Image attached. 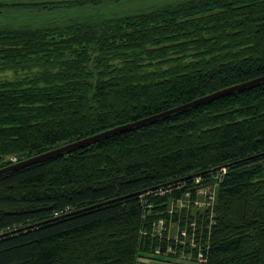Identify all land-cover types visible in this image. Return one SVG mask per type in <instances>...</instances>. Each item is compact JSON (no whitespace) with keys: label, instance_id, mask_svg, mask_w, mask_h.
<instances>
[{"label":"trees","instance_id":"trees-1","mask_svg":"<svg viewBox=\"0 0 264 264\" xmlns=\"http://www.w3.org/2000/svg\"><path fill=\"white\" fill-rule=\"evenodd\" d=\"M157 1L0 0V168L264 76V0ZM3 233L0 264H264V81L0 174Z\"/></svg>","mask_w":264,"mask_h":264},{"label":"water","instance_id":"water-1","mask_svg":"<svg viewBox=\"0 0 264 264\" xmlns=\"http://www.w3.org/2000/svg\"><path fill=\"white\" fill-rule=\"evenodd\" d=\"M261 81H264V76L263 77H259V78L254 79V80H251V81H248L246 83L233 85V86H230V87L215 91V92H213L211 94H208L206 96L198 98V99H196V100H194L192 102H189L187 104L178 106V107L173 108L171 110H168L166 112H162V113H159L157 115H154V116H151V117H147L145 119H142V120H139V121H135V122H132V123L120 125V126L112 128V129H108L106 131L100 132L98 134H95V135H92V136H89V137H85V138L76 140L74 142L66 143V144H64V145H62L60 147L48 150V151H46L44 153H41V154L33 155L31 157H28L27 159H24V160H21L19 162H16V163L7 165V166H5L3 168H0V174L6 173V172H9V171H13V170H17L19 168H23V167H26L28 165H31V164H34V163H37V162L45 161L47 159H50V158H53L55 156L61 155V154L65 153V152H71V151H73L76 148H80V147H83V146L88 145L90 143H94V142L98 141L99 139H101L103 137H107V136H109L111 134L123 132V131H126L127 129H130L132 127L143 125V124H145V123H147L149 121L156 120V119H158L160 117H163V116H167V115L172 114V113H174L176 111H179V110H185V109L191 108L193 106L199 105V104L204 103L206 101H210V100H213L215 98L230 94V93H232L234 91L243 89V88H245L247 86H252V85H254L256 83H259ZM202 173H204V172H202ZM200 174L201 173H196V174H193V175H191L189 177L198 176ZM112 200H109V201H106V202H103V203H99V204H96V205H93V206H89V207H86V208L81 209V210H86V209H89L91 207L100 206V205L106 204L108 202H111ZM32 226H34V225H32ZM2 235H5V234L4 233L0 234V236H2Z\"/></svg>","mask_w":264,"mask_h":264},{"label":"rangeland","instance_id":"rangeland-1","mask_svg":"<svg viewBox=\"0 0 264 264\" xmlns=\"http://www.w3.org/2000/svg\"><path fill=\"white\" fill-rule=\"evenodd\" d=\"M169 1H171V0H159L157 2L163 4V3H167ZM151 3H153V2H151ZM11 158L15 159L14 156L11 157ZM220 177H221V174L218 173L216 175V177H215V181L217 179H219ZM216 190H217L216 183L208 184V185L204 186L203 188L199 189L198 197L196 199L198 201V203H188L187 205H184L185 203H182L179 207H183V209H188V206H190V207H192L191 210L194 213H197L198 211L204 212L206 207H210L211 205L214 204ZM179 207H178L177 204H172L170 208H172L173 210H176V209L180 210ZM196 222H198L197 219H196V221L189 223V225H192V224L195 225ZM173 227H174V232L173 233H174V235H176L179 228H178V226L176 224H174ZM170 261L174 262L175 264H198V262H195L194 260H191L188 257H186V258L182 257L180 259H170Z\"/></svg>","mask_w":264,"mask_h":264},{"label":"built area","instance_id":"built-area-1","mask_svg":"<svg viewBox=\"0 0 264 264\" xmlns=\"http://www.w3.org/2000/svg\"><path fill=\"white\" fill-rule=\"evenodd\" d=\"M162 230L159 231V234L162 235ZM175 239H179V234L177 233L174 237ZM182 243V245H184V243L186 242H183V241H180ZM156 253L158 254H161L160 250H157ZM169 253H172V255H174V257H167L166 260L163 262V264H175L174 262H171L170 259H180V258H186V255H183V254H186V252H184V250H182V255L180 254V257L179 255L177 254V250L175 249H172V247L169 249ZM178 256V257H177ZM189 257V255H188ZM204 261V258L202 257V255H199V258H198V262L202 263Z\"/></svg>","mask_w":264,"mask_h":264}]
</instances>
